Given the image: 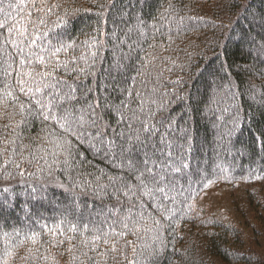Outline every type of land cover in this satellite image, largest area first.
<instances>
[{
  "label": "trees",
  "instance_id": "obj_1",
  "mask_svg": "<svg viewBox=\"0 0 264 264\" xmlns=\"http://www.w3.org/2000/svg\"><path fill=\"white\" fill-rule=\"evenodd\" d=\"M8 3L15 17L10 24L26 25L30 33L34 28L63 33L65 43L75 42L60 60L97 51L95 75L77 78L63 70L58 75L92 88L89 100L100 97L112 105L104 120L113 128L121 115L126 122L132 110L139 114V93L145 113L151 108L156 120L171 117L174 127L186 129L189 139L177 143L186 150L185 172L191 174L181 180L184 192L170 205L174 215L154 214L162 227L150 218L135 225L128 221L125 228L128 201L93 191L108 185L117 169L85 144L70 169L49 176L45 160L52 159L58 126L36 109L22 115L0 83V189L11 190L0 191L6 202L0 205V264H264V253L242 246L234 223L193 210L195 198L220 178L264 181V51L259 48L264 29L253 24L249 31L248 24L253 17L259 21L264 0H4ZM63 20L67 26L58 27ZM0 32L6 36L7 28ZM94 37L98 50L83 43ZM19 99L26 101L23 94ZM152 101L166 108L159 112ZM68 176L79 186L71 188ZM61 182L64 188L57 186ZM33 185L47 198L26 195ZM13 193L15 203L8 207ZM190 227L204 231L191 235Z\"/></svg>",
  "mask_w": 264,
  "mask_h": 264
},
{
  "label": "snow or ice",
  "instance_id": "obj_2",
  "mask_svg": "<svg viewBox=\"0 0 264 264\" xmlns=\"http://www.w3.org/2000/svg\"><path fill=\"white\" fill-rule=\"evenodd\" d=\"M12 7L11 3L5 5L4 0H0V14L4 17L0 20V29L7 28L6 36L0 32V83H4V96L11 98L10 102L20 108L22 115L33 114V109H36L35 114L42 115L45 121L51 120L58 126L59 132L54 134L51 141L52 159L50 162L45 160L49 176L56 171L70 169L73 163L77 162L76 158L83 156L81 146L87 144L89 152L96 156L102 155L117 169L116 175L109 176L108 185H97L93 191L96 194L111 195L118 203L128 201L127 214L123 216L125 228L128 227V221L135 225L150 218L154 224L160 225V220L154 219V214L161 217H164L165 213L174 215L175 210L170 205L175 204L177 197L184 192L181 180L191 174L185 172V169L190 168L186 150L182 144L177 143L180 139H189L187 130L174 127L175 121L171 117L161 116L156 120V112L151 108L145 113L146 101L139 93L135 94L140 99L139 114L132 110V115L126 118V122L121 115L117 127L113 128L104 120V112L112 105L106 100L102 102L100 97L94 102L89 100L93 93L92 88L79 85L75 80L61 79L58 75L60 70H63L66 76L75 75L77 78L81 75L85 78L95 75L92 69L95 67L97 51L87 57L60 60L61 53L75 49V42L65 43L63 33L52 36L48 32H39L38 28H34L30 33L26 25L16 27L10 24L9 18L15 21L10 11ZM250 7V4L243 6V15L240 18L248 20ZM39 23L43 24V20ZM142 23L138 19V26ZM67 24V20L60 21L58 27ZM248 24L249 31L253 24L264 29V13H261L259 21L253 17L248 20ZM44 39L48 41L47 46L43 44ZM252 42L255 43V40ZM83 43L97 50L100 48L95 37ZM259 48L264 51V36L261 37ZM81 61L85 67H70L78 65ZM37 67L43 70L36 71ZM13 78L14 83H9ZM20 94L26 97V101H20ZM128 95L131 97L132 93L129 92ZM152 103L156 104V110L159 112L166 108L163 103ZM121 105L128 107L125 101H121ZM177 131L183 132L184 135L178 137ZM190 148L189 144L188 149ZM83 162V159L78 161L81 164ZM20 175L24 173L21 172ZM67 179L71 182V188L79 186V182H72L71 176ZM97 179L99 180V177ZM57 186L65 187L62 182ZM0 191L9 193L11 190L2 188ZM26 195L33 199L47 198L44 190L36 185H33ZM15 197L16 194L13 193L8 207L14 205ZM5 203L0 201V205ZM115 211L118 212L119 209ZM31 239L35 241V235ZM107 242L105 240V243Z\"/></svg>",
  "mask_w": 264,
  "mask_h": 264
},
{
  "label": "rangeland",
  "instance_id": "obj_3",
  "mask_svg": "<svg viewBox=\"0 0 264 264\" xmlns=\"http://www.w3.org/2000/svg\"><path fill=\"white\" fill-rule=\"evenodd\" d=\"M228 179L220 178L206 187L195 198L193 210L204 212V216L221 214L220 216L234 223L242 233L244 238L242 246L253 248L254 251L263 254L264 181L233 182ZM189 231L191 235H196L204 230L190 227Z\"/></svg>",
  "mask_w": 264,
  "mask_h": 264
}]
</instances>
